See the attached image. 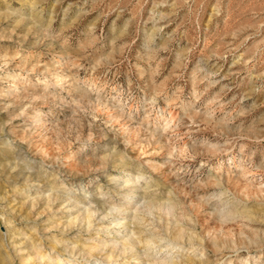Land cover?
<instances>
[{
    "label": "rangeland",
    "instance_id": "374dc122",
    "mask_svg": "<svg viewBox=\"0 0 264 264\" xmlns=\"http://www.w3.org/2000/svg\"><path fill=\"white\" fill-rule=\"evenodd\" d=\"M54 256L264 264V0H0V264Z\"/></svg>",
    "mask_w": 264,
    "mask_h": 264
},
{
    "label": "bare ground",
    "instance_id": "6f19581e",
    "mask_svg": "<svg viewBox=\"0 0 264 264\" xmlns=\"http://www.w3.org/2000/svg\"><path fill=\"white\" fill-rule=\"evenodd\" d=\"M126 181H128V179H126ZM51 189V188H50ZM52 190V189H51ZM51 190L49 191V192H51ZM53 191V190H52ZM51 194V193H50ZM53 194V193H52ZM51 194V195H52ZM51 195H49L50 196V198H51ZM56 194H53V196H55ZM133 195V194H132ZM132 195H130V196H132ZM48 196V195H47ZM38 197V196H37ZM56 197V196H55ZM57 197H59V195H57ZM67 197V196H66ZM49 198V197H48ZM47 199V198H46ZM55 199V198H54ZM69 199V198H68ZM68 201H70V200H68ZM34 202V201H33ZM71 202V201H70ZM71 204V203H70ZM72 205L73 206H75L76 205V201H72ZM161 208L163 209L164 208V210H165V214L168 216V215H172V216H174L173 214H174V212H175V208H174V206L172 205V204H170V203H166L165 205H162L161 206ZM226 208V207H225ZM226 210H228V208H226ZM83 213H85V215L86 214H91L92 213V210H90L89 208H86V209H84V212ZM84 215V216H85ZM85 219L87 218V220L85 221V222H87L86 223V225L87 224H89V217L88 216H85L84 217ZM76 221V220H75ZM70 224H71V222H69ZM176 225V224H175ZM124 226L125 227H127V225H125L124 224ZM134 230V229H133ZM131 230L130 232H127V233H125L124 234V236L122 235V234H120V236L118 237V238H116V237H113V235H112V237L111 238H109L110 239V241L109 242H105V240H103V238L101 239V240H97L96 242L94 241V242H91L90 244H88V253H92V251H94V250H96V249H98V250H103V249H106L105 247H111V249L112 248H118V250H120V252L122 253V252H125L126 250H128L129 252H130V256L132 255V254H135V252L137 251V249H136V247H135V244H136V242L137 241H139V240H141V236L142 235H139V234H136V230ZM178 230V229H177ZM121 231V230H120ZM7 232V231H6ZM176 232V234H178L179 232L178 231H175ZM115 235V234H114ZM179 235V234H178ZM10 236H12V235H10ZM9 236V237H10ZM156 237L157 236H155V235H153V233H148V235H146L145 236V238L142 240L143 241V243H145V245L147 246L148 245V247H150V244H152V243H154L155 242V240H156ZM161 237V236H160ZM175 237V236H174ZM166 241H167V239H166ZM140 242L141 241H139V243L138 244H140ZM141 244H142V242H141ZM107 250V249H106ZM147 250V249H146ZM72 252V251H71ZM110 252V251H109ZM105 253H107L106 254V256L107 257H109L110 256V254H112V253H108V252H105ZM148 253V252H147ZM34 254V253H33ZM136 254H137V252H136ZM152 254V253H151ZM155 255V254H154ZM42 257H46V254H42L41 255ZM152 256H153V254H152ZM154 257V256H153ZM37 259V258H36ZM48 259V261L45 263V264H75V262L74 261H71V262H68L69 260H67V259H62V258H58V257H51V258H47ZM138 259V258H137ZM168 259V258H167ZM166 257H163V258H161V260L160 261H156V262H160V263H166ZM169 261H170V259H169ZM168 261V262H169ZM42 261H40V263H41ZM137 263V262H136ZM43 264V263H42ZM116 264V263H115ZM149 264V263H148ZM167 264V263H166Z\"/></svg>",
    "mask_w": 264,
    "mask_h": 264
}]
</instances>
